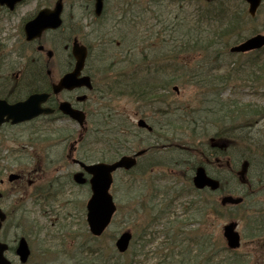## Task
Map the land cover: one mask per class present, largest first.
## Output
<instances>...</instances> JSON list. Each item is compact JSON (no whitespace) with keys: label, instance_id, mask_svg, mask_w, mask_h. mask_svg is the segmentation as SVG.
Wrapping results in <instances>:
<instances>
[{"label":"rangeland","instance_id":"1","mask_svg":"<svg viewBox=\"0 0 264 264\" xmlns=\"http://www.w3.org/2000/svg\"><path fill=\"white\" fill-rule=\"evenodd\" d=\"M192 1L196 3L197 9L200 11L197 17L201 18V21H203V23L207 25V28L205 31L212 32V30L214 29V25L212 24V26H210L207 20H205V17L207 16L205 15L206 9L205 7H203V1L202 0H192ZM187 2L188 0L183 1V3L185 4ZM36 6H39V4L35 0H26L25 3H23L14 14H11V15L3 14L4 15L3 16L0 11V17H3V18H0V33H1L0 34V65L5 64L3 66L2 73H5L4 71L8 70V73H13L12 75H14V72L20 71V66H21L20 63L23 61H20V59L16 57L14 50L18 49L17 47H20V48L23 47L22 45L23 40L21 42L20 27L22 26L24 20L30 15H32L35 10L38 9V7ZM81 10H85V9L84 8L76 9L74 5L68 4V8L66 9V12H65V25H67L69 29H67L66 32L61 33L60 35L58 34L61 40H63V44H65V40L67 39V37L66 38L64 37L66 36L68 31L72 30L70 27L71 23L76 22L77 16L80 19L79 24H81L82 26L86 25V20L83 21L82 20L83 17L79 16ZM189 10L187 8L180 9L177 4L173 2L172 3L167 2L164 7V12H165L164 17L174 16L177 19H183V17H185L186 13H188L187 11ZM191 12L192 11H190V13ZM258 12L259 13L256 17L257 20L255 22L249 23L247 26H243L241 28L242 30L245 31V32L243 31L245 38L248 37V35L252 33L260 32L264 34V5H263V8L260 9ZM89 15H92V13ZM164 17L162 16V18ZM141 18L145 19L149 24H153L155 22V19L149 20L150 15L141 16ZM109 21L110 19H109V14H108L106 18L102 17L99 21V23L104 24L105 26L104 30H100L98 32L92 33L90 32L91 28H88L86 33L90 34L89 35L90 39L87 42L92 47H96L98 41H101V38H97L100 35L108 34L107 36L109 37L110 33H114L115 34L114 43L120 41L119 36L117 35V32L113 29H110L111 25H106L109 23ZM144 27L145 25H141V28L143 29L141 34H143L144 32V29H145ZM58 36L47 35L46 38H47L48 44L50 45L52 41L58 40L59 39ZM159 36L166 39V37H163L161 34ZM143 37L144 36L142 35V38H141L142 41H143ZM167 38H169V36H167ZM153 41L158 42L157 39ZM137 42H140V40H137ZM114 48L115 46L111 45V49H114ZM57 49L59 50L58 59L66 58V56L63 54V48L58 46ZM93 50H96V49L93 48ZM95 52H98V50H96ZM7 54H9V57H7ZM117 54L119 53L113 52V51L109 52V56H113ZM215 54H213L212 57H214ZM175 56L176 54L167 56L164 58L169 59L168 61L171 64H175V61H176ZM93 57L89 60V63L92 65L93 63H95V60ZM225 58H226V63H224L223 65L236 64L238 66V62H240L239 60L240 57L239 58L235 57V59H238L239 61L232 60L229 54ZM103 59H104L105 66H109V68L115 70L114 72H110V74H119L121 70L123 69V68L120 69L116 67L119 65H117L115 62H117L120 59H114V57H111L110 59L103 57ZM178 61H181V60H178ZM132 63H133V60L129 62L130 65H132ZM123 65L127 66L125 63L124 64L121 63V66ZM221 72H224V71H221ZM107 76H109V74H107ZM174 85L179 87L180 94L179 95L174 94V96L172 95L170 97V100H168L167 103H170L172 101L173 102L177 101L178 104L181 105L182 107V110H183L182 112H184L185 111L184 109H187V107H190L194 110H198V108H200L199 106L201 105L199 104V102L202 99L201 90L198 91V89H196L192 83L191 85H189L188 82L183 81L182 79H179L177 82H175ZM229 85L230 87L227 90L223 91V94H222L223 96H221L220 99H224L228 102L233 100L239 105V107L248 106L252 104L263 105L262 104L264 102V82L263 81H262L260 89L253 88L250 85L249 87L242 86L241 83H236V82L233 83L232 81L229 83ZM119 106L120 107L124 106V109L123 110L121 109L123 111L121 112V114L122 115L128 114V115H125V117H121L117 115L113 116V113H104L103 116L107 117V119L102 118V120L105 122L103 125H106L108 127L102 126L100 128L99 135L103 136L106 130L112 129L114 132H116V137H117V140L119 139L120 145L126 147L124 150L126 151L129 150L128 152H130L133 150V148H135V146L137 145V142L141 138H144V139L147 138V134L146 133L139 134L138 132H135V135L134 134L125 135L123 131H126L127 133L129 131H127L126 129H123L122 127H119L117 123L118 121H115V119L117 117H120L121 119V121H119L120 123L122 122L124 124L125 122H129V123H132V125H134L137 122L136 120L137 117L134 116V112H136L137 109L135 108V104H132L129 100H122L119 103ZM145 110L146 112H148V115L145 120H147V122L150 125H154L161 132H163L164 129L168 130L166 136L168 135L175 140L186 137L179 131L178 128L176 130L174 125H169L168 123H167V127L169 129L168 128L161 129L162 127L165 126V122L163 120L164 118L159 113L161 112L162 114V111H159V110H166V105H163L161 102H159L158 104L151 103L145 106ZM191 111L189 112L191 113ZM189 112H187V117L190 116ZM126 116H129V117H126ZM187 117L180 116L181 119H184L186 121L188 119ZM194 120L195 119H192L189 121H194ZM53 127L57 129L62 128L64 131V134H66V135H62L64 136V138L62 140H59L55 136L54 139L49 140L50 142L48 140H41L40 142L37 143V145H35L36 147L34 146L33 148L27 150L28 154H26L25 152L23 153L20 147L21 145L24 146V143L27 140L26 135H23L24 137H22L19 140L18 139L16 140V138L14 137L4 138L5 141L0 142V153L2 156H7L13 149H19V150L17 151V153H14V155L11 152L9 156H7L8 158L7 160H2L0 157V165H3L6 169H11L13 171H16L18 166L20 165H23V166L25 165V167H27L28 169H33L35 167L36 161L33 160L32 158L36 157V160H38V158H42L44 159L43 163L48 164V165L51 164L53 166V167L50 166V168L54 170L52 172L53 175L61 176V175H65L66 173L72 172V170L78 171V167L67 166L66 164L67 162L65 159V153H66V150L68 149V144L71 141V137L68 138L67 133L71 131V133L74 134V136H76L75 133L77 132V126L73 123H68L67 121L63 120V121H59L57 125H53ZM259 128H264V120L260 124ZM118 129H119L120 134L118 132ZM170 129L172 130V132L175 133L174 137ZM92 130H94V128H93V125L91 124L90 131ZM44 131L46 133H49V132H53L54 130H52L51 125H48L47 127L44 128ZM186 133H187V136H189V134L192 135L189 131ZM102 136H100V138H102ZM158 137L159 136L156 137L155 135L154 138L152 140H149L148 143L155 144L156 138ZM91 138L92 137L89 134L85 138V142L89 143V140ZM194 139L192 137H189V138L186 137L187 141H182L181 143H185L189 145L190 143L193 142ZM124 141L126 142V145L123 144ZM17 144H21V145L17 146ZM104 146H106V143L100 142V146L96 147L95 150L99 151V150L104 149V151H106V147ZM7 150H9V152ZM89 151L93 153L94 150L92 149ZM45 156L49 158V161L45 160L47 159L45 158ZM158 156H161V155H158ZM162 157L166 159L168 157L179 159L181 158V155L179 151L177 152V151H173L172 149H163ZM61 165L68 167V170L64 168L61 169ZM180 169H181L180 167L179 168L177 167L171 170L173 171L179 170L181 172L182 170ZM137 172L139 173L138 170ZM137 178L140 179L139 180L140 182L141 178L139 176H137ZM127 179L128 178L125 176L123 177V175L120 172L115 173V182H114L115 184L112 189V195L116 198L115 201H116V207H117V214L115 215L114 220L112 224L110 225V227L108 228L106 234L101 239H99L97 243H93L91 245L93 246L94 249H97V247H99L106 253L110 252L111 250L114 251V241L112 240L116 239V237H118V235L121 232L130 230L133 233V238H134L132 246L130 247V250L128 252V257L130 259L132 253L135 251L134 248H137V250H139L138 247L142 240L140 237L143 234V231L145 232L150 231V230L151 231H154V230L161 231V229L166 225L167 221L162 220L160 222H156L150 225V230H148V228H146L147 222H144V220L142 222V219L140 220V219H137V217L135 216H131L130 212L135 208V204L138 200H136V198L134 197H130V199L129 197L125 199H121L123 198L122 192H125L124 184L126 183ZM4 180H5V183L4 185L0 186V190L6 191L7 193H9V195L0 201V207L2 208L4 212H10V214L12 215L7 222L9 224L8 227L4 228L2 231V233L4 232L7 241L9 243L13 242V240H15L18 236H21L23 232L26 230L32 233L29 238L28 243L30 244L31 253L35 252L36 257L40 256V250L43 248L44 249L49 248L50 250H53V251L55 250L56 253L60 254L63 259L65 258L63 253L65 252H69V258L71 257L73 253L78 254L77 247H79L81 243L85 242V240L82 238L86 231L85 203L87 201L86 197L88 195L87 191L89 190V187L87 186L76 187L70 183L69 178L68 179L66 178L64 179L62 183L65 188V193H63L59 202H55L51 206H43V203L35 206L32 203L33 201L26 200V196L22 194L21 191L16 192V191H13L12 189L10 191V188H13V187L9 185V183H7L6 177L4 178ZM164 185L171 186L173 184L171 182L170 183L162 182L161 186L164 187ZM56 187H59V185ZM245 194H247V190H245V192L243 193V195ZM160 198L161 197H159V199ZM192 199H195V198H192V196L191 197L187 196L175 203L176 204L175 214L178 215L179 217L178 220L181 223L184 222V219H185V216L183 215L182 204H184L183 206L188 207V202H190ZM245 201L247 203L244 204L245 206L240 208V211L242 209L245 210V208H249L251 206V204H249V201L247 199ZM157 202L159 203V201ZM260 205L264 207V204H260ZM21 206H23V208H20ZM189 210H191L189 212L191 220L188 222H185L184 226L182 225V227H180L181 237H183L182 233L189 234V233H193V231L195 230H203V231L206 230L207 235L211 236V240L213 242L217 241L218 243L222 245V242L224 244L222 234H221L222 226L225 225V222L227 221L237 220L235 217H231V215H227V214H224L222 219H218L212 214L211 219L206 217L202 220V222L204 221V223L201 224L202 218L200 216L198 217V215L193 214L194 213L193 208ZM234 212H235V215L239 214L241 216L242 212H239V210H235ZM242 215H244V213H242ZM14 216L16 218H14ZM23 216L26 219V222L30 224V226L28 224H25V228H24L22 225L19 226L17 224V220L19 218H20L19 222L24 224ZM256 217L260 220H263V218L260 217V215L256 214ZM171 220H174V216H171L170 221ZM237 223H239L237 230L241 234V237H242L241 243H240L241 246L238 251L240 252L241 255L245 256L244 257L245 260H243V264H258L259 262H264V257L259 256V255H262L261 254L262 250L264 251V227L260 233H256V236L254 238H251L249 237L250 233L248 231L247 226L238 220H237ZM175 226L179 227L178 223ZM161 235L159 236V240L155 241V243H153L151 247L146 246L145 252L151 255V252H154L155 250H157V247L159 246L157 247H154V246L157 243L161 242L163 238ZM76 236L79 237L78 241L75 240ZM143 239L148 240V238L146 237H143ZM48 255L54 256L52 253L47 252L46 256ZM194 255H196L195 252L191 254V256H194ZM10 258L12 259L13 255H10ZM51 264H61V262L57 261ZM144 264H149V262L148 261L144 262Z\"/></svg>","mask_w":264,"mask_h":264},{"label":"trees","instance_id":"2","mask_svg":"<svg viewBox=\"0 0 264 264\" xmlns=\"http://www.w3.org/2000/svg\"><path fill=\"white\" fill-rule=\"evenodd\" d=\"M157 0L155 5L153 3H150V18L152 19V16H155V20L159 22V19L162 17V15L158 14V7H157ZM217 3L207 5L208 7H212V10H210L207 13V19L214 20L218 23H220V27L215 32H212L211 34L205 33L203 35H195L191 30L187 31H181V30H174L173 32H169V38L166 37V39H161L160 32H155V25L152 26L151 30L153 33V36L151 39H148V43L145 39L144 41V50H140V46L136 47L135 42L130 39L129 45L130 51H133V55H138L142 57L143 53L145 55V58H142V62L145 61L144 69L146 71V76L148 77H139V75H136V70L132 72V78L131 80H126L123 83L115 82L113 89H115V86H120L118 90L124 89V92L117 91L115 94H118L120 96L127 95L131 99H137L140 101H146L147 104H155L161 102L163 105L167 106L169 105L168 100H170V97L172 96L169 94V88L170 84L174 83L177 80V77L172 76V71L169 70V67L172 65H169L165 63L166 59L164 57L171 56L174 54H181L180 50H178L176 47L172 45V39L175 38V41L180 43V48H183V50H186L185 54L188 56V60L196 61L197 55L200 53L208 54L210 53L208 59L213 60L216 62L218 58H220L217 53H214V50L212 47L216 46L217 50H220L223 45L219 42L223 41L225 44V48H227V44H229L231 41L234 43H238V41H241V39L244 37L242 33H240V28L243 26H246L248 22H253L254 18H250L248 14L246 13V10L240 6L243 5V3L240 0H217L215 1ZM233 4V5H230ZM263 7V4H262ZM129 13L134 16L136 15V12L134 11V8H132ZM128 13V15H130ZM213 15L211 16L208 15ZM126 17V16H125ZM162 24V29H166V26L163 22H159ZM127 29L135 28L136 24H129L127 25ZM130 27V28H129ZM150 28V27H149ZM151 29V28H150ZM157 39L158 42L151 43L152 40ZM142 44V46H143ZM215 51V52H216ZM141 52V53H140ZM215 54L214 57L212 55ZM252 59H250V62L252 65L248 66V69L242 70L243 77L245 82H249L250 80L259 82H264V48L260 49V51H254L248 54ZM164 58V59H161ZM161 59V60H160ZM176 60H180L179 56L176 58ZM180 63L179 61H177ZM205 62V61H204ZM207 63V62H205ZM154 66H161L162 69L154 68ZM130 67H139L137 64L130 65ZM153 67V72H151V69ZM219 68V67H218ZM217 68V69H218ZM114 69L109 68V66H106L103 69V74L114 72L112 71ZM105 72V73H104ZM178 72V71H176ZM193 72V71H192ZM216 68L210 67L209 63L207 65H202L201 67H196L194 74L185 76L184 78L188 77L190 83H195L196 85H199L201 89H205L206 91H212L214 92L217 90V87L222 84L224 81L225 84L229 81L228 78H222V80H218ZM238 75L241 73L240 71H237ZM124 73L117 74V78L123 77ZM135 75V76H134ZM152 77V78H151ZM122 79V78H121ZM127 79V78H126ZM242 79V78H241ZM240 79V80H241ZM218 80V81H217ZM118 81V80H117ZM231 81V79H230ZM38 84V82H37ZM39 89H41L39 87ZM126 90V91H125ZM135 99V100H137ZM211 99V100H210ZM210 99L206 100L205 98V104L208 106V108H216L219 105V101H216V99L210 97ZM213 105V107L211 106ZM212 110V109H210ZM162 111L160 115L164 118L165 126L161 129L168 128L167 123L169 125H174L176 130L179 128V124L175 123V120L171 119V113L170 108L166 107V110H159ZM191 111V110H190ZM194 111V110H192ZM191 111V112H192ZM175 114L177 111L174 112ZM216 113H211V115H215ZM210 115V114H209ZM192 116V117H191ZM188 120L195 119L193 115H190L187 117ZM125 127L127 129L131 130L130 124H125ZM194 125H192L191 122L186 123V128L188 131L192 133L189 137H193L195 128H193ZM183 127V126H182ZM169 129V128H168ZM153 133L152 135L159 136L158 140L159 144H164L167 147L170 146V149L175 150L177 148H174L178 143H180L179 140H175L170 136H166L168 130L164 129L163 132H161L159 129H155L153 127ZM171 130V129H170ZM183 130V129H182ZM105 139L106 138H113V136L116 138V132H112L111 130L105 131ZM172 132V130H171ZM172 132V135L174 137L175 133ZM43 140H48L49 135H46L45 133L41 134ZM245 136V135H244ZM188 137V138H189ZM247 137V136H245ZM186 139V138H185ZM183 141V139H181ZM249 140V139H247ZM107 141V139H106ZM175 143V144H174ZM180 145V144H178ZM177 145V146H178ZM110 147V145H109ZM194 148V147H193ZM192 148V149H193ZM179 149V148H178ZM177 149V150H178ZM180 150V149H179ZM182 153L184 151L180 150ZM120 145L113 144V146L110 147L109 151H106L103 156V160H113L118 154H120ZM162 162L161 164H158L153 167L155 171V167H162L166 168L167 165H171L169 160L166 158H161L159 160ZM180 161V160H179ZM177 159L175 160V164L179 162ZM181 163V162H179ZM139 169H142L141 174L147 175V168L142 167V165L139 167ZM156 173V172H154ZM128 186V193L126 194L127 198L138 196L137 194H141V191L137 193V190H135L134 185H132L131 181L129 183L127 182ZM187 186V183H185L184 187ZM156 188V187H155ZM177 190L171 189L169 192L165 191V194L167 197H170V195H174V193ZM187 191H192V193H196V196L201 197V192L194 191L192 188H187ZM180 197L179 195L176 196ZM122 198V199H123ZM210 196L208 194H205V213L209 212L211 209L212 211H215L214 205L212 206L211 203H209ZM199 211H203L204 205L201 204L199 201ZM211 206V207H210ZM198 211V215L200 212ZM150 217L151 213H149ZM218 215V214H217ZM198 216V217H199ZM201 217V216H200ZM219 217H221L219 215ZM159 218H164L161 215H159ZM256 223V222H254ZM258 223V222H257ZM256 223V224H257ZM263 227L260 223H258L257 226H252V228L260 229ZM261 231V230H260ZM166 237L163 242L161 249L155 250L154 252H151L152 254L149 255V253L145 252V246L146 243L140 242V245L137 248H134L135 251L132 253L130 259L128 255L126 254H117L115 251H110L106 253L101 248L97 247V249H94L91 244L97 243L98 239H93L86 235V242L81 243L79 247H77L78 254L73 253L71 257L69 258V252L63 253L65 258L63 259L60 254L52 253L54 256H46L47 250L44 252V255L39 257V264H50L51 262L60 261L61 264H144V262L150 261L151 259H156V262L154 264H239L240 257L230 255V251L224 248L223 245H220L217 241L213 242L210 238H204L201 236L200 238L198 236H194L192 239H180L177 235L169 236L166 234ZM76 238V237H75ZM92 242V243H89ZM195 247V248H194ZM194 249V250H193ZM192 250L196 253L193 257L190 256ZM49 253V252H48ZM109 254V255H108ZM108 255V256H106Z\"/></svg>","mask_w":264,"mask_h":264},{"label":"water","instance_id":"3","mask_svg":"<svg viewBox=\"0 0 264 264\" xmlns=\"http://www.w3.org/2000/svg\"><path fill=\"white\" fill-rule=\"evenodd\" d=\"M102 1L103 0H96V15H98L101 11ZM244 1L248 3V11L250 15L254 16L261 0ZM19 2H21V0H0V4L5 5L10 10L13 9V7ZM55 6L56 8L53 11L44 9L32 22L25 25L24 29L27 39L31 40L34 39V37H39L45 29H55L61 25V19L59 15L61 13L62 6H60L59 3H57ZM262 45H264V35H258L249 38L246 42L238 45V47L232 48L231 51L247 52L252 49H258ZM72 48L73 57L76 59L74 70L62 77L57 85L53 86L52 92H54V94H58V91H61L62 89L68 90L83 86L88 89L91 88L90 79H88V77H80L86 60V49L85 47L80 46L76 41L73 42ZM48 55L50 56L51 53L49 52ZM47 97L48 94L36 93L28 97L26 101L15 103L13 106L8 105L5 101H0V125L8 120H11L12 124H16L35 118L37 115L42 113L47 115L51 112V109L41 107V104L46 101ZM59 110L83 127L85 119L83 112L73 109L70 103H61ZM138 126L144 128L146 127L147 130L151 131V128L147 126L143 120L138 122ZM142 153V151H139L136 156L141 155ZM135 157L125 155L124 157H121L119 160L115 161V163L111 164L99 163L94 164L93 166H84V164L81 165L85 168L86 172L92 176V178L89 180L92 194L86 204V219L88 230L93 236H99L106 230L107 225H109L110 221L112 220V215L116 211L113 197H111L109 194L111 187L110 185L112 183L111 174L117 169L128 170L134 167L136 165ZM244 171L245 169L241 175H243ZM74 177L77 183L83 184V182H85L80 174H76ZM12 178H14V176L9 177L10 180ZM193 182L199 189H202L203 187H209L212 190L219 187L218 181L208 178L202 168L197 169L196 175L193 178ZM220 202L222 205L226 203L235 205L241 203L242 201L238 197L232 198L230 196H225L220 200ZM2 220H4V215L2 212H0V221ZM236 227V222H229L225 225L222 232L224 238L226 239V245H228V247L232 250L237 249V247L240 245V234L235 232ZM130 238L131 234L129 231L122 233L115 243L116 249L120 252H125L131 240ZM18 244L19 245L16 249V254H18L20 257L21 262H25L29 256L28 245L24 239H21ZM7 249L8 246L6 244L0 243V264H10L3 255V252Z\"/></svg>","mask_w":264,"mask_h":264},{"label":"flooded vegetation","instance_id":"4","mask_svg":"<svg viewBox=\"0 0 264 264\" xmlns=\"http://www.w3.org/2000/svg\"><path fill=\"white\" fill-rule=\"evenodd\" d=\"M65 1L64 0V8H65ZM108 1V0H107ZM54 4V1L52 2L51 5H48L49 7H52ZM89 6H92L93 7V4H91L89 1H87V3ZM37 13V12H36ZM48 34H53L55 32H52V31H48L46 32ZM35 42H32V43H26V45H29V46H32L34 45ZM40 53V52H39ZM40 57V56H39ZM41 58V57H40ZM70 61L69 63H72V59L69 58ZM65 60L64 61H60L57 65V66H61L62 64H64ZM47 61L44 62V64L41 62V60L39 61H35V62H32V63H26L21 69H20V72L19 73V78L16 79H12L10 77H5L3 79L2 82H0V99L1 100H6L7 103L9 104H15V102L17 101H20L21 99L23 100L24 96L26 95H29L31 93H26L28 92L31 88H33V85H34V82H33V72L31 71V68H30V65H33V69H40L42 67H45L47 66ZM55 67V66H53ZM79 94H84V90L83 89H79V90H75V91H72V92H68L67 93V97L65 98L67 101H70V102H73V103H76L78 102L77 101V98L79 96ZM25 99V98H24ZM96 100V97L95 96H90V97H86L85 99L81 100V106L82 108L84 107V105H86L88 102H95ZM59 101V98H56V99H50L48 101L49 105L51 106H54V105H58V102ZM80 103V102H79ZM74 106L78 107L79 106L77 104H74ZM32 122L34 121H28L27 123H24V124H16V125H12L10 122L8 123H5V125H3V127L0 129V136H6V134H8L9 132H12L13 130H17L18 128L22 127L23 125H31ZM226 132L224 133H221L220 135H218L217 137L218 138H225L226 140H231L229 139V133L230 131L229 130H225ZM232 141V140H231ZM202 146V145H201ZM220 148V149H219ZM223 148V149H221ZM226 150H225V149ZM207 150V155H206V152L203 150V149H194L195 150V158L198 162V165H201V164H205L206 165V168L207 169H210L211 167H213V164L215 163V169L217 170V175L218 176H221V180H224L225 183L226 182H230L233 183L234 182V179L236 177V166H235V159L233 158L234 156V148H233V144L232 145H223L221 144V146L219 147H211L210 150L205 148ZM3 151V150H1ZM214 155L217 157L215 158ZM244 156H245V153L243 154H240V158L238 157H235L238 162L241 161L242 159V162L244 160ZM212 158V160H211ZM263 159V155L262 153L259 154L258 157H254L251 158L250 156H248V160L250 162H253L254 160H262ZM139 161V159H138ZM41 165L39 164L38 165V168H40ZM249 171H250V175L251 176H260V175H264L263 174V171L262 170H258V169H253L252 168V165L249 166ZM251 169V170H250ZM40 171V170H38ZM248 171V173H249ZM26 172V176L27 177H30V176H33L35 177V174H33L35 171H31V170H25ZM216 177V176H215ZM23 179V177H22ZM0 183H1V180H0ZM263 190H264V187H263ZM228 193V192H227ZM261 264V263H260Z\"/></svg>","mask_w":264,"mask_h":264}]
</instances>
